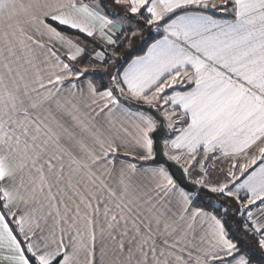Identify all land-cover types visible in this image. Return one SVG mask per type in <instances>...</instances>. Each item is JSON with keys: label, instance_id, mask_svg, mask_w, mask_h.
Listing matches in <instances>:
<instances>
[{"label": "snow or ice", "instance_id": "6c2138e0", "mask_svg": "<svg viewBox=\"0 0 264 264\" xmlns=\"http://www.w3.org/2000/svg\"><path fill=\"white\" fill-rule=\"evenodd\" d=\"M0 25L8 264H264V0H0Z\"/></svg>", "mask_w": 264, "mask_h": 264}, {"label": "water", "instance_id": "95a60500", "mask_svg": "<svg viewBox=\"0 0 264 264\" xmlns=\"http://www.w3.org/2000/svg\"><path fill=\"white\" fill-rule=\"evenodd\" d=\"M151 111L154 114L156 112L155 109H151ZM170 133H171V131L169 129H167V127L165 126L162 130L158 129V133L154 134V135H158L159 137L166 139L167 137H169L171 135ZM158 147H162V141H161V145H159ZM157 158L161 161L164 159V157L162 155H160L159 153H158ZM169 163L171 164V162H169ZM171 171L175 174L176 177L180 178L181 184H183L184 186L189 187V188L193 186L188 180L183 178V174H182V172L178 166L172 164L171 165Z\"/></svg>", "mask_w": 264, "mask_h": 264}, {"label": "rangeland", "instance_id": "374dc122", "mask_svg": "<svg viewBox=\"0 0 264 264\" xmlns=\"http://www.w3.org/2000/svg\"><path fill=\"white\" fill-rule=\"evenodd\" d=\"M147 34V33H146ZM154 35H155V33H153ZM142 45L141 44H136V45H134V47H135V50H139V48L141 47ZM127 51H124V53H126ZM97 61H95V60H93L92 62H91V64L92 65H97ZM117 64H119V61H117ZM108 68H111V70H109V72H111L112 71V66L111 65H109L108 66ZM97 72H104V65H99L98 67H97ZM105 76H107V74L105 75ZM217 163V166L219 167V168H223L225 171L227 170V168H228V162H224L223 161V163H221L220 161H217L216 162ZM212 173H213V176L211 177V179H212V181L214 180V182H215V179L214 178H216L219 174L215 171V170H213V169H209ZM222 178V177H221Z\"/></svg>", "mask_w": 264, "mask_h": 264}, {"label": "trees", "instance_id": "16d2710c", "mask_svg": "<svg viewBox=\"0 0 264 264\" xmlns=\"http://www.w3.org/2000/svg\"><path fill=\"white\" fill-rule=\"evenodd\" d=\"M84 2H92V1H94V0H83ZM97 2H100V0H96ZM154 35V34H153ZM124 51H128V49L126 48V49H124L123 50V53H124ZM143 51H144V49H143V46H141L140 48H139V50H135V54H143ZM109 70H111V68H107V72H109ZM113 70V69H112ZM107 72H98L99 74H102V75H106L107 74ZM98 83H101V81H97ZM202 195H205V193H201ZM205 199H211V201H212V203H214V204H219V203H221L222 202V199L223 198H220V199H217L216 197H215V195L214 194H207L206 196H205ZM201 203L203 204L204 203V201H201Z\"/></svg>", "mask_w": 264, "mask_h": 264}, {"label": "crops", "instance_id": "0c3cea01", "mask_svg": "<svg viewBox=\"0 0 264 264\" xmlns=\"http://www.w3.org/2000/svg\"><path fill=\"white\" fill-rule=\"evenodd\" d=\"M84 2V1H83ZM93 2H97L96 0H94V1H92V2H85V3H88V4H92ZM97 3H99V2H97ZM226 14H224V13H215V16H216V18H222V17H224ZM228 18L230 19L231 17L230 16H228ZM0 27H2V25H0ZM116 30H121V28H120V25L119 24H117L116 25ZM98 83V82H97ZM133 110H135V109H133ZM178 114H179V110H178ZM180 125L178 124L177 125V127H179ZM171 131V135L169 136V137H167L166 139H170V138H173L174 137V135L176 134L173 130H170ZM224 162H228L227 160H225ZM215 179V178H214ZM212 182H214V180L212 181ZM3 256H4V254L3 253H0V264H8V261H6V260H4V258H3Z\"/></svg>", "mask_w": 264, "mask_h": 264}]
</instances>
